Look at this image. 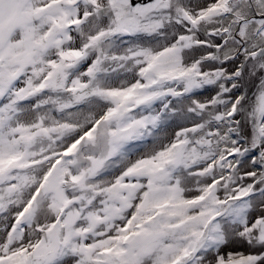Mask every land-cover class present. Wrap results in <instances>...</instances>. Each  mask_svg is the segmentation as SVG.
I'll return each instance as SVG.
<instances>
[{
  "label": "snow or ice",
  "instance_id": "1",
  "mask_svg": "<svg viewBox=\"0 0 264 264\" xmlns=\"http://www.w3.org/2000/svg\"><path fill=\"white\" fill-rule=\"evenodd\" d=\"M0 264H264V0H0Z\"/></svg>",
  "mask_w": 264,
  "mask_h": 264
},
{
  "label": "rangeland",
  "instance_id": "2",
  "mask_svg": "<svg viewBox=\"0 0 264 264\" xmlns=\"http://www.w3.org/2000/svg\"><path fill=\"white\" fill-rule=\"evenodd\" d=\"M228 67H229V71H232V70H234L235 65H232V67L229 65ZM254 83L255 82L253 81L251 84L247 85V87H246V90L248 91V93L250 92V94L253 92ZM207 95L208 94L205 93V96H207ZM200 98L203 99L204 97L202 96ZM171 131H172V129L170 128L169 129V138H170V135H171Z\"/></svg>",
  "mask_w": 264,
  "mask_h": 264
},
{
  "label": "bare ground",
  "instance_id": "3",
  "mask_svg": "<svg viewBox=\"0 0 264 264\" xmlns=\"http://www.w3.org/2000/svg\"><path fill=\"white\" fill-rule=\"evenodd\" d=\"M230 66L232 67V65H230ZM239 250L240 251H245V252L248 251V249L247 248H244V247L240 248Z\"/></svg>",
  "mask_w": 264,
  "mask_h": 264
},
{
  "label": "flooded vegetation",
  "instance_id": "4",
  "mask_svg": "<svg viewBox=\"0 0 264 264\" xmlns=\"http://www.w3.org/2000/svg\"><path fill=\"white\" fill-rule=\"evenodd\" d=\"M252 94V93H251ZM250 92H249V95H251Z\"/></svg>",
  "mask_w": 264,
  "mask_h": 264
}]
</instances>
